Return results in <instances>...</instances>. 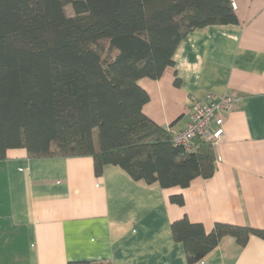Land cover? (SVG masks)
Masks as SVG:
<instances>
[{
    "label": "crops",
    "instance_id": "0c3cea01",
    "mask_svg": "<svg viewBox=\"0 0 264 264\" xmlns=\"http://www.w3.org/2000/svg\"><path fill=\"white\" fill-rule=\"evenodd\" d=\"M232 5L237 24L194 29L160 79L138 82L149 98L143 114L171 133L185 127L190 99H238L213 147V176L162 189L112 165L96 176L90 157L8 150L0 161V264H188L174 221L186 218L206 234L216 223L264 230V0ZM195 264H264V239L239 246L225 236Z\"/></svg>",
    "mask_w": 264,
    "mask_h": 264
},
{
    "label": "trees",
    "instance_id": "16d2710c",
    "mask_svg": "<svg viewBox=\"0 0 264 264\" xmlns=\"http://www.w3.org/2000/svg\"><path fill=\"white\" fill-rule=\"evenodd\" d=\"M237 23L232 0H0V161L13 149L31 158L90 157L96 176L112 165L162 189L211 178V144H173L143 114L149 98L138 82L160 79L194 29ZM170 201L183 204L180 196ZM170 230L188 264L225 236L239 246L264 239V230L222 223L206 234L186 218Z\"/></svg>",
    "mask_w": 264,
    "mask_h": 264
},
{
    "label": "built area",
    "instance_id": "2783aa9c",
    "mask_svg": "<svg viewBox=\"0 0 264 264\" xmlns=\"http://www.w3.org/2000/svg\"><path fill=\"white\" fill-rule=\"evenodd\" d=\"M237 101L238 99L230 95L190 99L185 110L187 123L182 130L172 132L173 144L186 151L194 149L195 140L215 147L224 135V115L230 113Z\"/></svg>",
    "mask_w": 264,
    "mask_h": 264
},
{
    "label": "rangeland",
    "instance_id": "374dc122",
    "mask_svg": "<svg viewBox=\"0 0 264 264\" xmlns=\"http://www.w3.org/2000/svg\"><path fill=\"white\" fill-rule=\"evenodd\" d=\"M66 12L68 15H72L71 8L69 6L66 7Z\"/></svg>",
    "mask_w": 264,
    "mask_h": 264
}]
</instances>
